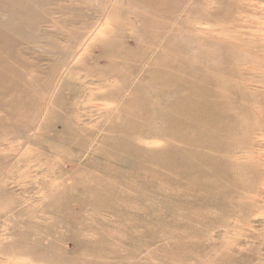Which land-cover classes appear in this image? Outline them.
<instances>
[{"label":"rangeland","instance_id":"obj_1","mask_svg":"<svg viewBox=\"0 0 264 264\" xmlns=\"http://www.w3.org/2000/svg\"><path fill=\"white\" fill-rule=\"evenodd\" d=\"M0 264H264V0H0Z\"/></svg>","mask_w":264,"mask_h":264}]
</instances>
